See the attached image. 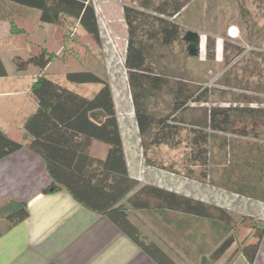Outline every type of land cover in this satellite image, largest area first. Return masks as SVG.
I'll list each match as a JSON object with an SVG mask.
<instances>
[{
	"label": "trees",
	"instance_id": "16d2710c",
	"mask_svg": "<svg viewBox=\"0 0 264 264\" xmlns=\"http://www.w3.org/2000/svg\"><path fill=\"white\" fill-rule=\"evenodd\" d=\"M182 0H134L123 7L128 41L125 56L129 87L135 108V119L143 149L162 145L187 148V159L202 168L203 178L209 163V144L212 132L236 133L241 136L264 133V109L246 107H212L205 109L199 122L187 119L191 102L208 103L210 91L194 87L184 78L167 74L165 65H172V49L183 39V30L173 19L188 5ZM34 14L44 25L68 27V22L90 34L99 44L100 30L92 0H0V21L11 26V35L24 33L18 19ZM187 52V49H186ZM215 44L207 42L206 60H214ZM188 55V54H187ZM55 55L46 49L27 60L14 59L17 70L35 66L45 71ZM7 71L0 57V77ZM67 79L75 84H98L101 90L91 99L85 98L46 78L43 74L32 83L31 94L37 103L36 111L24 124L27 142L12 140L0 128V161L27 148L39 155L52 180L46 192L67 191L80 205L91 212L107 217L158 264H176L155 243L139 238V230L130 219L128 206L141 213L161 217L163 223L174 220L168 212L201 217L223 228L226 239L209 256H202L199 264H215L235 244L234 219L226 211L164 191L157 187L141 186L131 177L124 142L117 117L114 96L106 79L92 72L70 73ZM162 93L173 99L168 115L157 116L151 108ZM247 98V97H246ZM247 104L255 99L247 98ZM243 99V101H246ZM191 120V121H190ZM95 141L109 146L104 158L91 155ZM235 186L225 185L234 193L264 201V191L257 188L264 178V157L250 155ZM149 164H155L147 158ZM193 176L194 171H189ZM228 183V179L225 180ZM0 215L13 223L28 216L25 203L9 201L0 207ZM168 227V226H166ZM233 232L232 235L229 234ZM264 237V227L254 226L255 242L242 245L239 253L255 264ZM225 238V236H224ZM230 259L227 264H231Z\"/></svg>",
	"mask_w": 264,
	"mask_h": 264
},
{
	"label": "rangeland",
	"instance_id": "374dc122",
	"mask_svg": "<svg viewBox=\"0 0 264 264\" xmlns=\"http://www.w3.org/2000/svg\"><path fill=\"white\" fill-rule=\"evenodd\" d=\"M92 1L100 30L99 44L78 24L70 21L65 28L42 25L36 15L23 13L30 20H16L18 27L25 32L14 35L8 34L0 24V54L9 72L7 89L16 87L24 91L43 74L62 87L91 99L101 90V85L75 84L67 79V75L92 72L106 79L113 92L131 177L141 186L157 187L229 213L237 226L234 231L236 242L218 261L219 264H227L240 254L242 245L255 242L252 239L253 227H264V201L234 193L225 186H235V181L243 173L246 157H264V133L241 136L209 131L212 139L205 178L202 168L192 165L187 159L185 145L177 149L162 145L146 153L135 119L125 68L128 33L123 7L134 5V0ZM182 1L189 3L173 21L181 26L183 39L188 32L199 34L203 48L199 43V56L190 58L186 52L187 45L177 43L172 49V65L163 61L161 64L168 67V75L184 78L194 87L210 91L208 103L189 104L187 119L199 122L205 117L203 111L212 107L264 109V0ZM208 41L215 44L211 62L206 60ZM41 49L55 55L45 71L32 65L23 72L17 70L16 57L27 60L39 54ZM246 97L255 100L248 105ZM30 101L29 96H20L0 102L9 106L8 116L6 114L4 118L5 132L14 141L25 140L24 124L34 112ZM172 102L170 95L162 93L151 102V108L162 117L171 112ZM31 107L32 113L25 119ZM108 149V145L95 141L91 155L104 158ZM147 158L155 164H149ZM189 171H194L193 176L188 174ZM226 179L228 183H225ZM257 188L264 191V178ZM122 203L129 208L130 219L139 230V238L146 243H155L176 264H199L196 257L209 256L227 238L223 228H215L207 219L168 212L167 216L174 221L166 227L161 217L132 210L127 199Z\"/></svg>",
	"mask_w": 264,
	"mask_h": 264
},
{
	"label": "crops",
	"instance_id": "0c3cea01",
	"mask_svg": "<svg viewBox=\"0 0 264 264\" xmlns=\"http://www.w3.org/2000/svg\"><path fill=\"white\" fill-rule=\"evenodd\" d=\"M0 24L11 34L9 22ZM8 78V71L6 77H0V102L29 96L35 112L37 103L30 97L32 84L24 91L7 89ZM8 109L0 103V128L4 132ZM31 111L32 107L25 119ZM24 139L28 141L27 134ZM51 184L42 158L27 148L0 161V207L9 201L25 203L28 213L18 223L0 215V264H158L107 217L89 211L67 191L46 192ZM196 259L199 263L200 256ZM231 264L249 263L239 254ZM255 264H264V237Z\"/></svg>",
	"mask_w": 264,
	"mask_h": 264
},
{
	"label": "water",
	"instance_id": "95a60500",
	"mask_svg": "<svg viewBox=\"0 0 264 264\" xmlns=\"http://www.w3.org/2000/svg\"><path fill=\"white\" fill-rule=\"evenodd\" d=\"M199 34L194 32H188L184 37V40L188 43L187 53L190 58L199 56Z\"/></svg>",
	"mask_w": 264,
	"mask_h": 264
}]
</instances>
